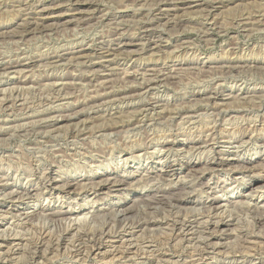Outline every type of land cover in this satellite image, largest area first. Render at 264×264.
I'll return each mask as SVG.
<instances>
[{
    "label": "rangeland",
    "instance_id": "374dc122",
    "mask_svg": "<svg viewBox=\"0 0 264 264\" xmlns=\"http://www.w3.org/2000/svg\"><path fill=\"white\" fill-rule=\"evenodd\" d=\"M165 1L167 3H165ZM179 1L181 0H89V3L81 7V9L83 10L81 15H77L74 18L70 16V14H68L65 17L64 16L63 17H51L46 21V23L40 29L31 30V32H24L23 27H21L23 21L25 20L24 19L25 16L23 14H26L27 11H29V9L33 8L34 6H37L38 8L40 7H52L53 8V7H56V5H61V7H58L56 8V10H54L57 13H53V14L72 13L74 11L68 10L69 8H72L71 6L68 5V0H28V1L27 0H0V51H1L0 52V105H1L0 106V109H1L0 110V228H1L0 234L3 236L1 237L0 235V242H1L0 243V253H2L3 255V256L2 255L0 256L3 257L4 259H7L6 262L2 264H8V263L9 264H13V263L14 264H24L25 262H26L25 264H27L28 262L30 263L31 259L28 256H30L31 250L29 252L28 250H25V251L22 249L17 250L18 246L17 247L15 246L16 243L18 242L17 241L18 236L24 235L25 237V240L23 241L24 243L27 238L29 240H31L32 238L36 240L41 235L40 234L41 229L42 230L46 229L47 233L50 234L51 237H58L59 236L58 232H60V235H61L63 233L65 234L68 231L67 224L71 220H73L74 222H78L75 224L74 222L69 223V224L73 223V225H75L73 227L74 229L78 228L76 231L71 232L73 236L70 234L71 236L69 235L68 237L69 239L72 240V242L75 241L73 239H76L78 236L88 233L86 230H88L90 233L91 231L93 232L96 231L97 228H99L97 231H99L100 228H103L98 225L104 226L106 224L109 226L110 224L111 227L112 225L114 226L116 225L115 228L114 226L112 227L114 228L113 230H115V232L121 231L122 230L121 223L124 220L123 215L118 214L116 205L113 204L115 206L113 208L112 207L110 208L109 206L105 205V202L108 201L109 199L113 200L111 201V203L116 202V204H119L120 210H122L123 212V213L121 212V214H124V215L126 214L125 216L128 217L129 219L132 218L131 221L133 220L138 221V219L141 220L144 217H146L145 215L150 216L152 211L153 213L151 215L153 216L162 217L165 214L168 215L169 214L168 213L169 211H167L168 209L165 210L166 212L163 210V213H164L163 214L162 210L159 211L158 209H155L152 206H148L149 204H147L148 203L147 201L142 200V202L141 201L139 202V199L141 195L147 192L148 193L151 192L153 194V193H156L157 191L164 190L170 187H174V192L177 190L174 193L177 196L179 195V193H180V196H183L184 194L187 196L189 194L193 198L201 197L207 200L209 195L212 197L213 195L214 196L219 195L221 196L222 199H229L232 197L233 200H236V199H239V200L243 199V201L246 200L245 196L238 195L239 196L238 197L236 196L237 193L233 194L232 192H229V191L228 192L226 191L227 192L226 194L225 191L224 192L221 191L220 188H217L216 190H209V189L207 190L209 184H212V186H214L213 184L216 183V181H218L219 179L229 178L227 179V183L232 185V187L238 184V182H236L234 179H231L230 174H226L224 170L211 171L210 169H208V166L206 165V163L205 164L203 163L207 161L209 157L212 158L215 153H213V150L211 149V147L210 148L207 146L203 147L201 145H198L197 142L203 141V139L204 140L210 139L209 142L211 141V143H214L217 141H224L226 143V141L239 140V138H242V134L246 135L247 133H250V135H252L251 140H248V142L245 143L243 147H241L240 149L229 148L227 147L229 146L228 144H225L226 146H223L224 144L219 143V142L215 144L214 147L215 149L223 150L224 153H226L225 158H229L233 162L232 165L236 168L237 167L240 168L244 164L243 162L245 161V159L247 158H251L253 159V161L257 160L256 164H260L262 163L261 161H263L264 148L259 146L261 143V140H260L261 138L259 136L264 135V122H263L264 119L262 120V118H264V111H263L264 110V0H253V1L252 0H199L197 2L196 0H191L193 5L202 3L200 7H195V8L194 7L187 8L189 6L188 2H190V0H185L182 3L185 4L183 6L186 8L181 9L179 10L178 13H176L177 16L179 15L178 18H175L176 14L174 15L173 12H172L173 14L171 13L170 16L168 15L161 20L157 18L156 20L154 18L155 10L157 9L159 4H164L167 8L168 7L173 8V4ZM219 1L223 2L224 4L223 7H221L218 10L212 11L210 5L215 2H219ZM185 9L187 11H183ZM53 14H50V16H52ZM180 14H181V18H180ZM246 18L248 20H246ZM147 24L155 28L157 33L144 36L143 27ZM150 37L151 38L153 37V38L151 39ZM124 41L125 42L135 41L136 44L129 45L123 48L122 50L115 52L110 57V59L111 60L113 59V60L111 62H107L109 58L106 57L104 53L101 54V52L103 51H101L100 48L113 47ZM65 53H68V54H65ZM23 60L27 62L28 61L33 62L27 68H25L24 73L22 72L18 73L17 71L14 72V70H6L4 68L6 66H9L7 63L12 65V64H15L16 61L19 62ZM231 67L239 68V72L237 73L232 72L230 69ZM129 70H132V71H129ZM167 70L169 73L167 72ZM133 71H137L134 76H132V74H129ZM191 72L192 74H190ZM103 73H110L109 74L110 77L114 79L115 81V84L113 85V88L110 91L112 93H109V94L104 93V89L102 88L103 80L99 77L100 74H103ZM155 74L157 76H155ZM51 75L53 77H50ZM25 76L31 77L33 80L36 79L35 82L37 84L35 83L34 85L24 86L19 81L23 77L25 78ZM95 77H96V80H95ZM98 78L100 82L98 81ZM45 80H46V84H45ZM147 80H150V81L156 80L157 84L145 94H141L139 91H134L137 89L138 86L141 85L142 82L144 83ZM53 81L56 84H54ZM72 83H75V84H72ZM242 83H244L243 88L246 87V89L249 90L248 94L241 95L242 91L238 90V87ZM48 85L50 86V88ZM216 93L218 95H216ZM20 94H22L20 98L22 97V99L25 98L24 100H27L25 101L26 104H24L23 106H21L19 102L15 103V100H14L15 97ZM99 94H102V95H99ZM2 95L4 96V98ZM126 95H128L130 98L128 97L125 103L116 102L117 99L123 98ZM211 96L213 98H210ZM2 98L6 99V104L2 102ZM56 100H59V101H56ZM151 100H153L154 102H157L158 104H161L160 107H157V108L151 107L149 105L151 104V102H153ZM247 104H250V105H247ZM259 104L260 106H258ZM8 105H11V106L7 108L6 106ZM220 105H222V107H220ZM20 106L21 108L23 107L22 110ZM26 107L27 108L31 107L30 108L31 110L29 108L25 109ZM68 112L69 114L78 112L80 113L81 116L80 118H76L73 120H67L63 117L69 115ZM216 112H217V116H215ZM231 112L233 114H231ZM220 115L221 117H219ZM53 116L60 118L59 119V122L61 121L60 124L55 125V126L53 125L52 123L53 121L51 122V120L54 118ZM239 117H240V120H239ZM242 117L244 119L246 118L245 121ZM251 117L254 119L252 120ZM192 119H194V122ZM168 120L170 122H168ZM223 121L226 123H224ZM214 122H216L217 124ZM230 122L231 123L234 122L235 124L234 123L231 124ZM13 123H15V126ZM191 123L193 124L192 126H191ZM244 124L246 126H244ZM25 125L27 126L25 127ZM143 125L144 127H142ZM195 125H197L198 127ZM128 126L131 128L130 129L131 131L129 130ZM232 126L235 128H233ZM19 127H22V128H19ZM150 127L151 129H149ZM193 127H196V128H193ZM204 127L207 128V130ZM246 127H248V129ZM119 128H121L122 130ZM127 128L129 131L127 130ZM133 128L135 131L133 130ZM146 129L147 130L149 129V130L147 131ZM252 129L256 131H253ZM101 130L104 132L102 133ZM151 130L153 131L152 133H151ZM92 131L93 133H91ZM112 131H114L115 133H113ZM42 132L43 133L45 132V133L42 134ZM67 132H68V135H67ZM87 132L88 134L91 133V135L90 134L87 135L86 134ZM105 132H107V134ZM148 132L152 136L149 135ZM214 132H216V134ZM207 135H209L210 138L209 136L207 137ZM132 136L135 138V141L131 140V139H134ZM145 139H148V140H145ZM67 140L68 142H66ZM75 140L77 141L78 144L75 142ZM168 140L174 141L175 145L166 147L165 144L169 142ZM63 141H65V143ZM124 143H126L125 145L127 146H125ZM194 144L198 146V149L196 148ZM52 146L54 150L52 149ZM199 146L201 147L199 148ZM185 147H187V149ZM61 148H64L66 150L61 149ZM151 148L155 152H153ZM191 148L193 149L195 148V149L191 150ZM209 149H211L212 151ZM80 150L82 153H85V154L87 153V154L86 155L82 154L81 152H79ZM54 151L55 152L57 151V152L55 153ZM103 152L105 155L103 154ZM63 157H66V158H63ZM200 157L202 159H200ZM103 159H105V161ZM188 161H192L191 163L198 164L196 168H198L199 174H197V172H195L196 175L195 173H188L189 172L188 167H183L181 169V175L189 174L188 176L184 177L183 180H186V182L190 180L189 182H192V183L184 184L185 181L183 182L182 179H179L177 177L171 178V177L165 176L166 179H164L165 177L163 175H162L163 177L161 176V174L163 173V170H162L163 166L167 164L169 165L171 163L173 165H176L177 168H180V166H182L185 163H188ZM56 163L58 164L61 163L59 165V168L61 169L58 168ZM153 163L157 167L156 168L157 172L154 171L155 167H153ZM56 168L58 169L56 170ZM263 168H264V165L261 166L260 169H258V170H261L262 173L259 171L261 175L254 177L256 181L253 184H250V181H246V183L244 184L245 186H243L245 188L242 187V189L241 188L239 189V190H242L241 192L244 195L248 194V192H250V190L253 187H256L264 183V178H263L264 169ZM44 169H46L47 171ZM129 169L137 170L138 171L137 174L143 175V177L142 175L140 177L142 178V180H140L141 181L140 183L138 184L130 183V184H133L134 187L132 186L130 189L117 190V189L124 188V187L116 186L112 188L111 191L104 189V191L101 190L98 193L93 192V187L95 185L94 180L99 181L101 179H105L106 176L108 175L112 176L110 174H118V175L120 174L119 175L120 177L118 176L119 178L117 179H121V177H124L125 175H126L125 177H132V173L127 172L129 171ZM87 175H91L92 178L94 179L85 180L82 184L83 186H81L82 188H80L81 190L78 191L79 193L76 192L73 195L64 196V194L60 193L61 191L60 192L59 191H49L47 189L48 184L46 182H48L47 180H49L48 178L50 177L56 178V180L58 181H66L67 179H72V178L82 179ZM39 176L41 177V179ZM47 176L49 177L47 178ZM187 177H190V178H188L187 180L185 179ZM151 179H152V182H151ZM40 182H44V183H40ZM91 182L92 184H90ZM170 183H172L171 186H170ZM202 184L204 187L202 186ZM190 185L192 186L189 187ZM25 186L35 188L38 191L43 192V193H41V195L36 200H34L35 198L28 199L26 196L25 197L22 196L20 198V201L24 202L25 204H17V206H12L11 201L21 196V194L17 193V190H21ZM179 186L181 187L185 186L187 188L186 191H191L192 193L191 192L187 193L184 190H182L183 191L182 192L180 189L181 187ZM180 191L182 192V195ZM88 195L90 197H88ZM185 195L183 197H185ZM250 204L251 202L248 204V201H247V203L244 205L247 206ZM26 205H29V206L37 205V206H42V207L49 206L50 208L55 209V210H59V209L68 210L69 208L72 210H77V211L80 210L83 212H88V215L90 213V216L91 215L92 216L90 217L88 215H85V217H81L80 215L82 213H80V215L77 217H75L74 215V217L71 216L72 218L70 219H68L69 217L64 218L67 220V223H66V220L64 219L49 220V222H47L48 219H46L44 216L42 217V215L39 214V217H37L38 215H35L34 212L32 213L31 212L33 211L32 209L29 210L30 212L29 215L21 216V212L23 211L20 212V209L21 207H25ZM101 205H103L105 209L103 207L102 211L101 210L97 211V208L95 206H101ZM198 206H196L197 209L193 207V205H188L185 207L179 206L180 208H177V210L175 209L174 213L178 211L180 212L183 211L182 212L183 216L185 215L189 216V212L191 210L192 214L190 213L189 217L200 216L201 213H203V215L206 213L203 218L204 220H205V217L206 218L208 217L209 220H212L213 222L217 220H223L224 218L226 220H229L231 218H232V221L234 220L233 221L234 224L220 226V230H222V232L220 231V234H223V235L218 234L216 236L217 237V239H215L216 249L208 248L209 249L208 250L207 248H204V245L199 243L198 240H200L201 237H204L205 234L204 233L200 234V232L199 233L196 232L193 235V239L190 241L182 242L181 245L180 243L176 241L177 244L179 245L178 247H181L182 250L177 248L176 242L170 241L171 243L170 242L168 243L164 239H161L162 242L160 243L162 245L159 244L158 248H155L156 251L153 253L154 255L153 254L149 255V253L147 252L148 245L150 244L149 246H151V248L154 249L153 247L154 242H151V241H153V239L158 238V236L160 237L164 235L163 234L164 230L162 227L160 228L158 227L159 229L157 227H154L153 232L152 230L148 231L144 229H143L144 231L139 230V229L135 230L134 236H137V237L133 238L134 240H132V243L130 242L126 243L128 247L123 246V250L128 251L130 248L134 249L131 251V253L127 254V257L126 255L118 256V258L116 256L114 257L113 261H112L113 259L112 257H107L109 258V260H107V258L106 259L99 258L91 254L90 252L87 253L88 249L91 250L90 249L91 243L88 242L87 243L88 245H86L85 247L83 246L84 248H81V251H80L77 249L75 245L76 243L75 242L72 243L71 240L68 239V241L71 242V246L73 247L74 245L73 248L70 246V243L68 242L69 246H67V249L65 251L62 252L60 250V253L58 251L59 254L57 252L54 253V257L51 254L52 256L50 255V258L53 257V259L49 260L48 262L44 260L42 261H44L43 262L44 264H47V263L48 264H72V263L73 264H106V263L107 264H117V263L123 264L124 262H125L124 264H129L130 262H131L130 264H140V263L141 264H145V263L146 264H149V263L156 264L157 262H158L157 264H173V263L183 264V262H185L184 264H190V263L191 264H194V263L196 264H219L220 262H222L220 264H225V263L226 264H264V244H263L264 236H262L261 238H259V240H257V241H260V243H258L257 245L248 244L244 241L245 240L244 238H249L253 232L254 234L256 232L257 233L259 232L264 235V229H263L264 223L263 224L258 223L259 225L255 224V219H254L255 217L257 218L260 216L264 217V211H263L264 208L253 210L252 212L254 213H252V212L247 211L248 210L247 207L234 208L235 207L234 206L228 209L229 211H226L227 215H226V212H224L225 213L224 215V213L223 212L221 213V211H219L220 213L219 212L214 213V210H212L210 207H207L204 205H200L199 207ZM145 207H147V209H145ZM186 208H187V212L189 209L188 213L184 211L186 210ZM200 208L202 209L200 210ZM234 209L236 210V212ZM245 209H246V212H244ZM256 211L257 213H255ZM93 213L94 215L97 214L96 215L97 217L93 216ZM158 213L160 214L158 215ZM258 213H260L261 215H258ZM219 214L220 216L222 214L221 217L219 216L221 219L218 217ZM203 215H201V217ZM249 215H251L252 217L254 216L255 217L250 218ZM32 216H34V218ZM35 216H36V220H35ZM78 217H81V219ZM115 217H116V220H115ZM24 218L26 221L24 220ZM84 218H86L87 220L89 219V221L85 219L86 221H84V223L86 224L84 223L80 224V222L82 221L79 222L78 219L84 220ZM27 219L29 220V222ZM20 220L22 222H20ZM35 221H38V223L36 222L37 224H35ZM96 221H100L99 222L100 224H98ZM58 222H60V224ZM62 222H64L63 225L61 224ZM88 223L90 225H87ZM13 224L15 225V227ZM60 225H61V228H59ZM239 225H240V229H239ZM27 226L29 227L31 226L30 228L28 227L30 231L29 229H27ZM81 226H84V228H81ZM89 226L93 229H90ZM94 226L96 227L94 228ZM51 227L53 229H51ZM64 227L65 228L67 227L66 228L67 230H65ZM16 228L17 229L20 228V230H17ZM31 228H33V231H31L32 230ZM236 228L239 230H237ZM4 229H6V231ZM22 229H25V230L23 231ZM82 229H86V230H82ZM1 230L4 234L1 232ZM36 230L39 232H36ZM14 231L16 232V234L17 233L18 234L20 233V234L16 235L14 234L15 233ZM146 231H147V234H146ZM8 232H10V235ZM13 234L17 237H15ZM142 234H145L143 235V237L146 236V238L148 239L147 240L145 238L143 239ZM155 234H159V235L157 236ZM136 238H139L140 240ZM189 238H192V235H190ZM195 239H198V240L196 241ZM116 240L114 239V240L107 241L105 244L106 246L105 249L110 250L116 244L118 246L119 242ZM144 240L147 244L145 246H144L145 244ZM4 242H6L8 245ZM10 242L11 243L14 242V243L11 247V250H9L8 254L6 255L4 253L10 247V244H11ZM217 242H218L219 247L217 246ZM167 243L169 244L168 246H167ZM186 243H188L189 246ZM195 243L198 244L197 246L198 248L195 247ZM140 244H142L141 245L142 247L140 246ZM163 245H165V250L163 248L164 247ZM250 245H254V246H251L252 249L247 250V248H249ZM87 246L90 248H88ZM200 246L202 247V249ZM70 247L72 250L70 249ZM254 247L256 249H254ZM5 248L7 250H5ZM141 248H143L144 250L146 249V250L144 251ZM68 249H70L71 252ZM139 249L141 251H139ZM21 250L24 254L21 252ZM136 250L137 252H135ZM222 250H225V251L222 252ZM250 250H252L253 255L251 254ZM179 251L181 253H179ZM226 251L228 253L229 252L231 253L227 254ZM146 252L147 254L144 257V254ZM202 252H204V254H202ZM21 253L23 255H21ZM207 253L208 254L211 253L210 256ZM81 254H84V255H81ZM87 254H89L87 256L88 258L85 257ZM135 254L136 255L139 254V256L141 255L142 256L141 257H139L138 255L135 256ZM205 254H207L206 257H204L206 261L204 260V258H202L203 256H205ZM56 255L57 257H55ZM74 255L76 256L74 257ZM148 255H149V258H147ZM156 255L160 259L157 258ZM134 256L135 258L136 257L137 258L135 259ZM199 256L201 259L199 258ZM28 258L30 261L26 260ZM80 258L82 259L81 261L79 260ZM153 258L156 260H154ZM72 259L73 260L75 259V260L73 261ZM102 259L105 261H103ZM172 259L174 260V262ZM175 259L179 261L175 262ZM78 260L82 263L78 262ZM20 261L21 263H19Z\"/></svg>",
    "mask_w": 264,
    "mask_h": 264
},
{
    "label": "bare ground",
    "instance_id": "6f19581e",
    "mask_svg": "<svg viewBox=\"0 0 264 264\" xmlns=\"http://www.w3.org/2000/svg\"><path fill=\"white\" fill-rule=\"evenodd\" d=\"M28 1V0H27ZM185 0H181V1H179V2H177V3H174L173 4V8H167L164 4H159L158 5V7H157V9L155 10V16H154V18L156 19H159V20H161V19H163V18H165L166 16H170L171 15V13L173 12L174 13V15L176 14V13H178L179 12V10H181V9H184V8H186V7H184L183 5H185L184 3H182V2H184ZM197 1H199V0H196V2ZM253 1V0H252ZM176 2V1H175ZM188 2V1H187ZM87 3H89V0H68V5L69 6H71L72 8H69L68 10H72V11H74V12H72V13H59V14H53V13H57L56 11H54V10H56V8H58V7H61V5H56V7H40V8H38L37 6H34L33 8H31V9H33V10H31V9H29V11H27V13L26 14H23L24 16H25V20L23 21V23H22V26L21 27H23V30H24V32H31V30H35V29H40L41 27H43V25L46 23V21L49 19V18H51V17H65V16H67L68 14H70V16H72L73 18L75 17V16H77V15H81L82 14V12H83V10L81 9V7H83L84 5H86ZM162 3V2H161ZM165 3H167L166 1H165ZM171 3V2H170ZM169 3V4H170ZM189 3V6L187 7V8H195V7H200L201 5H202V3H199V4H196V5H193L192 4V1L190 0V2H188ZM38 4V3H37ZM223 2H215V3H213V4H211L210 5V7H211V9H212V11L213 10H218V9H220L221 7H223ZM26 6V5H25ZM32 6V5H31ZM122 6V5H121ZM28 7V6H27ZM30 7V6H29ZM243 7V6H242ZM259 7H260V5H259ZM26 9V8H25ZM243 9V8H242ZM31 10V11H30ZM263 10V9H262ZM183 11H187L186 9L185 10H183ZM211 11V12H212ZM172 13V14H173ZM242 13V12H241ZM50 14H53L52 16H50ZM101 14V13H100ZM150 14V13H149ZM186 14V13H185ZM5 15V14H4ZM55 15V16H54ZM179 16V15H178ZM178 16H177V14L175 15V18H178ZM186 16V15H185ZM206 16V15H205ZM204 16V17H205ZM239 16V15H238ZM209 17V16H208ZM72 18V19H73ZM131 18V17H130ZM169 18V17H168ZM180 18H181V14H180ZM156 19V20H157ZM182 19H184V18H182ZM207 19V18H206ZM214 19V18H213ZM251 19V18H250ZM254 19V18H253ZM185 20H186V18H185ZM210 20V19H209ZM246 20H248L247 18H246ZM117 23V22H116ZM220 27V26H219ZM177 28V27H176ZM193 31V30H192ZM34 32V31H33ZM81 32V31H80ZM153 33H157V31H156V29L155 28H153V27H151V25H149V24H147V25H145L144 27H143V34H144V36H148V35H151V34H153ZM240 33V32H239ZM78 34V33H77ZM74 35V34H73ZM49 36V35H48ZM159 37V36H158ZM215 37V36H214ZM151 38V37H150ZM153 38V37H152ZM151 38V39H152ZM91 40V39H90ZM30 41V40H29ZM137 42V41H136ZM75 43V42H74ZM134 44H136L135 43V41H131V42H122V43H120V44H118V45H116V46H113V47H106L105 45V47L106 48H100L101 49V51H103V52H101V54H105V56L106 57H108L109 58V60H107V62H111L112 60L110 59V57L115 53V52H117V51H120V50H122L123 48H125V47H127V46H129V45H134ZM6 45V44H5ZM43 45V44H42ZM72 46V45H71ZM17 48V47H16ZM44 48V47H43ZM53 50V49H52ZM226 51V50H225ZM1 52V51H0ZM37 52V51H36ZM47 52V51H46ZM77 52V51H76ZM35 54V53H34ZM65 54H68V53H65ZM150 54V53H149ZM185 54V53H184ZM71 55V54H70ZM169 55V54H168ZM16 57V56H15ZM244 58V57H243ZM7 59V58H6ZM29 60V59H28ZM97 60V59H96ZM247 61V60H246ZM48 62V61H47ZM142 62V61H141ZM31 63H33V62H30V61H19V62H17L16 61V63L15 64H12V65H10L9 63H7L9 66H6V67H4L6 70H14V72H18V73H24L25 71V68H27ZM96 63V62H95ZM102 66V65H101ZM147 66V65H146ZM3 67V66H2ZM172 67H174V66H172ZM188 67V66H187ZM136 68V67H135ZM124 69V68H123ZM148 69V68H147ZM151 69V68H150ZM178 69V68H177ZM231 69V71L232 72H239V68H236V67H231L230 68ZM27 70V69H26ZM33 70V69H32ZM70 70H72V69H70ZM160 70H162V69H160ZM159 70V71H160ZM165 70V69H164ZM190 70V69H189ZM129 71H132V70H129ZM144 71H146V70H144ZM143 71V72H144ZM199 71H200V69H199ZM212 71V70H211ZM227 71V70H226ZM51 72V71H50ZM56 72V71H55ZM75 72V71H74ZM136 72L137 71H133V72H131V73H129V74H132V76H134L135 74H136ZM152 72V71H151ZM167 72H168V70H167ZM45 73V72H44ZM145 73V72H144ZM143 73V74H144ZM161 73V72H160ZM169 73V72H168ZM218 73V72H217ZM91 74V73H90ZM110 73H103V74H100V78L103 80L102 81V83H103V89H104V93H107V94H109V93H112V92H110L111 90H112V88H113V85L115 84V81H114V79H112L111 77H110V75H109ZM120 74V73H119ZM126 74V73H125ZM159 74V73H158ZM174 74V73H173ZM176 74V73H175ZM179 74V73H178ZM189 74V73H188ZM190 74H192V72L190 73ZM4 75V74H3ZM99 75V74H98ZM220 75V74H219ZM33 76V75H32ZM93 76H94V74H93ZM92 76V77H93ZM126 76V75H125ZM130 76V75H129ZM139 76V75H138ZM144 76V75H143ZM155 76H157L156 74H155ZM174 76V75H173ZM44 77V76H43ZM50 77H53L52 75L50 76ZM73 77V76H72ZM82 77V76H81ZM149 77V76H148ZM152 77H153V75H152ZM159 77V76H158ZM24 78V77H23ZM20 79V83L21 84H23L24 86L25 85H34L36 82H35V80H33L31 77H27V76H25V78L24 79ZM45 78V77H44ZM173 78V77H172ZM80 79V78H79ZM78 79V80H79ZM87 79H89V78H87ZM160 79V78H159ZM18 80V79H17ZM74 80H75V78H74ZM92 80V79H91ZM95 80H96V77H95ZM161 80V79H160ZM186 80V79H185ZM198 80V79H197ZM209 80V79H208ZM42 81V80H41ZM89 81V80H88ZM98 81L100 82V80H99V78H98ZM119 81V80H118ZM165 81H167V80H165ZM194 81V80H193ZM203 81V80H202ZM43 82V81H42ZM54 82V81H53ZM63 82V81H62ZM163 82V81H162ZM161 82V83H162ZM183 82V81H182ZM64 83V82H63ZM96 83V82H95ZM94 83V84H95ZM159 83V82H158ZM37 84V83H36ZM45 84H46V80H45ZM54 84H56L55 82H54ZM67 84V83H66ZM72 84H75V83H72ZM157 84V81L156 80H153V81H150V80H147L146 82H142L141 83V85L140 86H138L137 87V89L136 90H134V91H139L141 94H145V93H147L149 90H151L155 85ZM243 84L244 83H242V84H240V86L238 87V90H241L242 92H241V95H244V94H248L249 93V90L248 89H246V87L245 88H243ZM42 85V84H41ZM90 85V84H89ZM162 85V84H161ZM170 85H171V83H170ZM45 86V85H44ZM49 86V85H48ZM60 86V85H59ZM64 86H66V85H64ZM67 86H69V85H67ZM98 86V85H97ZM205 86V85H204ZM218 86V85H217ZM249 86V85H248ZM32 87V86H31ZM39 87V86H38ZM37 87V88H38ZM100 87V86H99ZM135 87V86H134ZM18 88H19V86H18ZM49 88H50V86H49ZM64 88V87H63ZM71 88V87H70ZM22 89V88H21ZM68 89V88H67ZM74 89V88H73ZM76 89V88H75ZM101 89V88H100ZM99 89V90H100ZM102 89V90H103ZM183 89V88H182ZM222 89V88H221ZM4 90V89H3ZM13 90V89H12ZM30 90V89H29ZM52 90V89H51ZM63 90V89H62ZM65 90H66V88H65ZM11 91V90H10ZM14 91V90H13ZM41 91V90H40ZM64 91V90H63ZM77 91V90H76ZM130 91V90H129ZM157 91V90H156ZM35 92V91H34ZM66 92V91H65ZM103 92V91H102ZM124 92V91H123ZM132 92V91H131ZM218 92V91H217ZM13 93V92H12ZM16 93V92H15ZM56 93V92H55ZM69 93V92H68ZM117 93V92H116ZM127 93V92H126ZM151 93V92H150ZM153 93V92H152ZM157 93V92H156ZM254 93V92H253ZM263 93V92H262ZM2 94V93H1ZM5 94V93H4ZM30 94V93H29ZM28 94V95H29ZM66 94V93H65ZM96 94V93H95ZM94 94V95H95ZM98 94V93H97ZM257 94V93H256ZM22 94H20V95H17L16 97H15V103L17 102H19L20 103V105L21 106H23L24 104H26V102L25 101H27V100H24V99H22V97L20 98V96H21ZM56 95V94H55ZM70 95V94H69ZM99 95H102V94H99ZM114 95V94H113ZM123 95V94H122ZM149 95V94H148ZM215 95V94H214ZM216 95H218L217 93H216ZM3 96V95H2ZM34 96V95H33ZM37 96V95H36ZM62 96H63V94H62ZM135 96V95H134ZM137 96V95H136ZM222 96V95H221ZM257 96V95H256ZM57 97V96H56ZM100 97V96H99ZM109 97V96H108ZM129 96L128 95H126V96H124L123 98H119V99H117V101L116 102H124L125 103V101L127 100V98H128ZM138 97V96H137ZM194 97V96H193ZM223 97V96H222ZM234 97V96H233ZM238 97V96H237ZM247 97V96H246ZM3 98H4V96H3ZM2 98V102L3 103H5L6 104V99H3ZM13 98V97H12ZM29 98H30V96H29ZM80 98V97H79ZM94 98V97H93ZM130 98V97H129ZM135 98V97H134ZM170 98V97H169ZM210 98H213L212 96L210 97ZM112 99V98H111ZM137 99V98H136ZM150 99V98H149ZM222 99V98H221ZM234 99V98H233ZM261 99V98H260ZM98 100V99H97ZM138 100V99H137ZM157 100H158V98H157ZM214 100V99H213ZM216 100H217V98H216ZM11 101V100H10ZM56 101H59V100H56ZM55 101V102H56ZM151 101H153V100H151ZM191 101V100H190ZM1 102V103H2ZM54 102V103H55ZM182 102V101H181ZM90 103V102H89ZM127 103H129V102H127ZM244 103H246V102H244ZM244 103H242V104H244ZM47 104V103H46ZM99 104V103H98ZM109 104V103H108ZM107 104V105H108ZM117 104V103H116ZM134 104V103H133ZM163 104V103H162ZM233 104V103H232ZM239 104V103H238ZM253 104V103H252ZM12 105H13V103H12ZM110 105V104H109ZM128 105V104H127ZM142 105V104H141ZM151 107H153V108H157V107H160V105L161 104H158L157 102H151V104H149ZM165 105V104H164ZM167 105V104H166ZM177 105V104H176ZM215 105V104H214ZM217 105V104H216ZM234 105V104H233ZM232 105V106H233ZM247 105H250V104H247ZM1 106V105H0ZM9 106H11V105H8V106H6L7 108H9ZM18 106V105H17ZM21 106H20V108H21ZM26 106V105H25ZM41 106V105H40ZM77 106V105H76ZM147 106V105H146ZM170 106V105H169ZM168 106V107H169ZM219 106V105H218ZM227 106V105H226ZM240 106V105H239ZM238 106V107H239ZM256 106H257V104H256ZM258 106H260V104L258 105ZM4 107H5V105H4ZM19 107V106H18ZM39 107V106H38ZM44 107V106H43ZM66 107V106H65ZM103 107V106H102ZM141 107V106H140ZM220 107H222V105H220ZM249 107V106H248ZM247 107V108H248ZM23 108V107H22ZM22 108H21V110H22ZM29 108V107H28ZM27 107L25 108V109H28ZM31 108V107H30ZM29 108V109H30ZM73 108V107H72ZM105 108V107H104ZM137 108V107H136ZM163 108V107H162ZM161 108V109H162ZM227 108V107H226ZM261 108V107H260ZM263 108V107H262ZM15 109V108H14ZM33 109H34V107H33ZM42 109V108H41ZM98 109V108H97ZM152 109V108H151ZM215 109V108H214ZM237 109V108H236ZM1 110V109H0ZM12 110V109H11ZM10 110V111H11ZM31 110V109H30ZM76 110V109H75ZM74 110V111H75ZM128 110V109H127ZM156 110V109H155ZM218 110V109H217ZM249 110V109H248ZM19 111V110H18ZM46 111V110H45ZM48 111V110H47ZM54 111V110H53ZM121 111V110H120ZM264 111V110H263ZM15 112V111H14ZM72 112V111H71ZM128 112V111H127ZM161 112V111H160ZM169 112H170V110H169ZM254 112V111H253ZM27 113H28V111H27ZM35 113V112H34ZM39 113V112H38ZM56 113V112H55ZM65 113V112H64ZM82 113H84V112H82ZM111 113V112H110ZM121 113V112H120ZM158 113V112H157ZM181 113V112H180ZM188 113V112H187ZM195 113H197V112H195ZM218 113H220V112H218ZM251 113V112H250ZM30 114V113H29ZM32 114V113H31ZM68 114H69V112H68ZM162 114V113H161ZM167 114H169V113H167ZM184 114H185V112H184ZM214 114V113H213ZM231 114H233L232 112H231ZM235 114V113H234ZM241 114V113H240ZM252 114V113H251ZM48 115V114H47ZM62 115V114H61ZM64 115V114H63ZM91 115V114H90ZM96 115V114H95ZM111 115V114H110ZM114 115V114H113ZM187 115V114H186ZM207 115V114H206ZM237 115V114H236ZM243 115V114H242ZM248 115V114H247ZM258 115V114H257ZM256 115V116H257ZM30 116V115H29ZM40 116V115H39ZM60 116V115H59ZM80 113H78V112H75V113H72V114H69V115H67V116H61V117H63V118H65V119H67V120H73V119H76V118H80ZM112 116V115H111ZM182 116H183V114H182ZM214 116V115H213ZM215 116H217V112H216V115ZM231 116V115H230ZM252 116V115H251ZM54 117V116H53ZM150 117V116H149ZM160 117H161V115H160ZM199 117H200V115H199ZM202 117V116H201ZM207 117V116H206ZM219 117H221V115L219 116ZM245 117V116H244ZM259 117V116H258ZM38 118V117H37ZM91 118V117H90ZM107 118V117H106ZM171 118V117H170ZM174 118V117H173ZM184 118V117H183ZM190 118V117H189ZM210 118V117H209ZM225 118V117H224ZM227 118V117H226ZM231 118V117H230ZM235 118V117H234ZM243 118V117H242ZM252 118V117H251ZM250 118V119H251ZM256 118V117H255ZM31 119V118H30ZM59 117H54L52 120H51V122L53 123V125L55 126V125H58V124H60V122H59ZM92 119V118H91ZM96 119V118H95ZM137 119V118H136ZM143 119V118H142ZM165 119V118H164ZM167 119V118H166ZM217 119V118H216ZM244 119V118H243ZM246 119V118H245ZM245 119H244V121H245ZM254 118H252V120H253ZM257 119V118H256ZM259 119V118H258ZM260 119H261V117H260ZM264 118H262V120H263ZM14 120V119H13ZM28 120H29V118H28ZM41 120V119H40ZM39 120V121H40ZM141 120V119H140ZM145 120V119H144ZM163 120V119H162ZM181 120V119H180ZM190 120V119H189ZM193 120V122H194V119H192ZM195 120H196V118H195ZM198 120V119H197ZM223 120V119H222ZM239 120H240V117H239ZM142 121V120H141ZM148 121V120H147ZM184 121H186V120H184ZM188 121V120H187ZM236 121V120H235ZM234 121V122H235ZM29 122V121H28ZM98 122V121H97ZM168 122H170L169 120H168ZM192 122V121H191ZM219 122V121H218ZM222 122V121H221ZM224 122V121H223ZM234 122H232V123H234ZM243 122V121H242ZM254 122H256V121H254ZM262 122V121H261ZM264 122V121H263ZM31 123V122H30ZM33 123V122H32ZM136 123V122H135ZM137 123H138V121H137ZM147 123H149V122H147ZM159 123V122H158ZM182 123H184V122H182ZM181 123V124H182ZM214 123H216V122H214ZM224 123H226V122H224ZM223 123V124H224ZM231 123V122H230ZM231 123V124H232ZM252 123V122H251ZM250 123V124H251ZM257 123H258V121H257ZM14 124V126H15V123H13ZM34 124H35V122H34ZM132 124H133V122H132ZM156 124V123H155ZM163 124V123H162ZM166 124V123H165ZM164 124V125H165ZM178 124V123H177ZM187 124V123H186ZM186 124H185V126H186ZM189 124V123H188ZM217 124V123H216ZM222 124V123H221ZM235 124V123H234ZM22 125V124H21ZM30 125V124H29ZM40 125V124H39ZM140 125V124H139ZM153 125H154V123H153ZM158 125H160V124H158ZM167 125V124H166ZM193 124L191 123V126H192ZM200 125V124H199ZM237 125V124H236ZM242 125V124H241ZM256 125V124H255ZM12 126V125H11ZM13 126V127H14ZM27 125H25V127H26ZM113 126V125H112ZM134 126V125H133ZM132 126V127H133ZM174 126V125H173ZM177 126H179V125H177ZM182 126V125H181ZM188 126H190V125H188ZM195 126H197V125H195ZM206 126V125H205ZM215 126V125H214ZM226 126V125H225ZM224 126V127H225ZM235 126V125H234ZM238 126V125H237ZM244 126H246L245 124H244ZM247 126H248V124H247ZM115 127V126H114ZM119 127H120V125H119ZM122 127V126H121ZM142 127H144V125L142 126ZM198 127V126H197ZM233 127V126H232ZM236 127V126H235ZM235 127H233V128H235ZM9 128V127H8ZM15 128V127H14ZM19 128H22V127H19ZM24 128V127H23ZM47 128V127H46ZM97 128V127H96ZM112 128V127H111ZM110 128V129H111ZM128 128H129V130L131 129L129 126H128ZM128 128H127V130H128ZM135 128V127H134ZM134 128H133V130H134ZM146 128H147V126H146ZM188 128V127H187ZM186 128V129H187ZM193 128H196V127H193ZM205 128V127H204ZM203 128V129H204ZM239 128H240V126H239ZM245 128V127H244ZM247 129H248V127H246ZM34 129H36V128H34ZM39 129V128H38ZM119 129H121V128H119ZM125 129V128H124ZM136 129V128H135ZM138 129V128H137ZM149 129H151V127L149 128ZM148 129V130H149ZM180 129H181V127H180ZM179 129V130H180ZM184 129V128H183ZM192 129V128H191ZM203 129H201V130H203ZM206 130H207V128H205ZM210 129H211V127H210ZM242 129V128H241ZM98 130V129H97ZM104 130V129H103ZM113 130V129H112ZM122 130V129H121ZM128 130V131H129ZM132 130V131H133ZM141 130V129H140ZM140 130H138V131H140ZM147 130V129H146ZM147 130V131H148ZM153 130V129H152ZM151 130V133L153 132ZM195 130V129H194ZM198 130V129H197ZM253 130V129H252ZM70 131V130H69ZM91 131V130H90ZM102 131V130H101ZM119 131V130H118ZM117 131V132H118ZM131 131V130H130ZM135 131V130H134ZM165 131V130H164ZM163 131V132H164ZM178 131V130H177ZM193 131V130H192ZM196 131V130H195ZM200 131V130H199ZM205 131V130H204ZM217 131V130H216ZM223 131V130H222ZM237 131V130H236ZM253 131H256V130H253ZM57 132V131H56ZM75 132H76V130H75ZM100 132V131H99ZM98 132V133H99ZM104 131H102V133H103ZM113 133H115L114 131H112ZM116 132V133H117ZM137 132V131H136ZM144 132H146V131H144ZM157 132H158V130H157ZM172 132V131H171ZM170 132V133H171ZM182 132H184V131H182ZM212 132V131H211ZM210 132V133H211ZM243 132V131H242ZM250 132V131H249ZM45 133V132H44ZM43 132H42V134H44ZM91 133H93V131L91 132ZM91 133H89L90 135H91ZM106 134H107V132H105ZM104 133V134H105ZM110 133H111V131H110ZM123 133V132H122ZM129 133V132H128ZM133 133H135V132H133ZM155 133V132H154ZM168 133V132H167ZM176 133V132H175ZM180 133H181V131H180ZM215 134H216V132H214ZM238 133V132H237ZM244 133V132H243ZM82 134H84V133H82ZM87 135H89L88 134V132L86 133ZM85 134V135H86ZM121 134V133H120ZM131 134V133H130ZM143 134V133H142ZM146 134V133H145ZM148 134H149V132H148ZM198 134V133H197ZM201 134V133H200ZM208 134V133H207ZM220 134H222V133H220ZM223 134H225V133H223ZM233 134V133H232ZM61 135V134H60ZM67 135H68V132H67ZM74 135V134H73ZM84 135V136H85ZM95 135V134H94ZM110 135V134H109ZM111 135H112V133H111ZM127 135V134H126ZM133 135V134H132ZM149 135H151V134H149ZM158 135V134H157ZM169 135V134H168ZM171 135V134H170ZM179 135V134H178ZM196 135V134H195ZM210 135V134H209ZM209 135H207V137L209 136ZM227 135V134H226ZM13 136V135H12ZM71 136V135H70ZM79 136V135H78ZM97 136H98V134H97ZM100 136V135H99ZM128 136V135H127ZM138 136H139V134H138ZM152 136V135H151ZM150 136V137H151ZM167 136V135H166ZM173 136V135H172ZM199 136V135H198ZM198 136H197V138H198ZM203 136V135H202ZM214 136H216V135H214ZM74 137V136H73ZM133 137V136H132ZM131 137V138H132ZM147 137V136H146ZM188 137V136H187ZM190 137V136H189ZM194 137V136H193ZM213 137V136H212ZM260 138V140H261V143H260V145L259 146H261V147H263L264 148V135H260L259 136ZM39 138V137H38ZM60 138V137H59ZM78 138V137H77ZM86 138V137H85ZM134 138V137H133ZM138 138V137H137ZM162 138V137H161ZM169 138V137H168ZM170 138H171V136H170ZM169 138V139H170ZM175 138V137H174ZM195 138V137H194ZM201 138H203V137H201ZM209 138H210V136H209ZM223 138H224V136H223ZM227 138V137H226ZM233 138V137H232ZM236 138H238V137H236ZM251 138H252V135H250V133H247L246 135L244 134H242V138H239V140H234V141H226V143L224 142V141H217V142H214V143H211V141L209 142V140H204L203 139V141H198L197 143H198V145H201V146H207V147H211V149L213 150V153H215L214 154V156L212 157V158H210L209 157V159L207 160V161H205L203 164H205L206 163V165L208 166V169H210L211 171H218V170H224L225 171V173L226 174H230V178L231 179H234L236 182H238V184H236V185H234L233 187H232V185H230V184H228L227 183V179H229V178H223V179H219L218 181H216V183H214L213 185L214 186H212V184H209L208 185V188H207V190L209 189V190H216L217 188H220V190L221 191H225V193L227 194V192L229 191V192H232L233 194H235V193H237V195L236 196H245V198H246V200H244L243 201V199H241V200H239V199H236V200H233V198L231 197V198H229V199H222L221 198V196H219V195H216V196H214L213 195V197L212 196H210L209 195V197H208V199L207 200H205V199H203V198H201V197H197V198H193V197H191L189 194L186 196L185 194V197H183V196H180V193H179V195L177 196V195H175L174 193L177 191H175L174 192V187H170V188H166V189H164V190H160V191H157L156 193H145V194H143V195H141L140 196V199H139V202L141 201L142 202V200L143 201H147L146 203L147 204H149L148 206H152V207H154L155 209H158L159 211H161L162 210V213H163V210L165 211L166 209H168L167 211H169L168 213V215H164V216H162V217H157V216H153V215H151L152 213H153V211L151 212V214H150V216H148V215H145L146 217H142L143 219H141V220H139L138 219V221H131L132 220V218L131 219H129L128 217H126L124 214H121V212H122V210H120V205L119 204H116V202L115 203H111V201H113L112 199H109L108 201H106L105 202V205H107V206H109L110 208L112 207H115L114 205H116L117 207H116V209H117V211H118V214L119 215H123V218H124V220L122 221V223H121V228H122V230L121 231H116L115 232V230H113L114 228H115V226L114 225H112V227L114 226V228H112L111 226H110V224H109V226L108 225H104V226H101V225H98V224H100L99 222L100 221H96L95 223L98 225V226H100V227H103V228H100V230L99 231H97L99 228H97V230L96 231H91L90 233H89V231L88 230H86V229H82V230H86L88 233H86V234H84V235H81V236H78L76 239H73V240H75V241H73V242H75L74 244L76 245V247H77V249L78 250H80L81 251V248H84L86 245H88L87 243L89 242V243H91V248L90 247H88V248H90L91 250H89L87 247V249H88V251H87V253H91V254H93V255H95L96 257H99V258H107V257H112L113 259H112V261L114 260V257H116L117 256V258H118V256H125L126 255V257H127V254H129V253H131V251L132 250H134L133 248H130L128 251L127 250H123V246H127L128 247V245H126V243H128V242H130V243H132V240H134L133 238H135V237H137V236H134V232H135V230L136 229H139V230H148V231H150V230H152V232H153V230H154V227H162L163 228V230H164V235L163 236H158L159 234H155V235H157L158 236V238H156V239H153V241H151V242H154V249H152L151 248V246H149L148 245V250H147V252L149 253V255L150 254H153L155 251H156V249L155 248H158V246H159V244H161L160 242H162L161 241V239H164L166 242H178V243H180V245L182 244V242H185V241H190V240H192L193 239V235L196 233V232H200V234L201 233H204L205 234V236L204 235H202V236H204V237H201L200 238V240H198V239H195L196 241L198 240V242L199 243H201L202 245H204V248H212V249H216V241H215V239H217V235L219 234V235H223V234H220V231L222 232V230H220V226L221 225H231V224H234L233 223V221H232V218L231 219H229V220H226L225 218V220L223 219V220H217V221H212V220H209V218L207 219L206 217H205V220L203 219L204 218V216H205V214L203 215V213H201V215H203L202 217H201V215L200 216H191V217H189L190 216V213L192 212L191 210H190V212H189V209H188V212H189V216L187 217L185 214V216H183L182 215V212H180V211H178V212H175L174 213V210L176 209L177 210V208H180V207H182V206H188V205H193V207H195L196 208V206H200V205H204V206H207V207H210L212 210H214V213L215 212H219V211H221V213L223 212H226V211H229L228 209H230L231 207H234V208H243V207H247V211H249V212H252L253 210H257V209H263L264 208V183L263 184H260V185H258V186H256V187H253L251 190H250V192H248V194H246V195H244L241 191L242 190H239L240 188L242 189V187L243 186H245L244 184L246 183V181H250V184H253L255 181H256V179H254V177H256V176H259V175H261V173H262V171L261 170H258V169H260V167L261 166H263L264 165V158H263V161H261L262 163H260V164H256V161L254 160L253 161V159H251V158H247V159H245V161L243 162L244 164L239 168V167H234L233 165H232V161L229 159V158H225L226 156V153H224V151L223 150H218V149H215V144H217L218 142L219 143H223L224 145L223 146H226L225 144H228L229 146H227V147H229V148H235V149H240L241 147H243V145L245 144V143H247L248 142V140H251ZM67 139V138H66ZM114 139V138H113ZM153 139V138H152ZM151 139V140H152ZM191 139V138H190ZM206 139V138H205ZM208 139V138H207ZM230 139H231V137H230ZM254 139V138H253ZM131 140H134L135 141V138L134 139H131ZM144 140V139H143ZM143 140H141V141H143ZM145 140H148V139H145ZM159 140V139H158ZM171 140H172V138H171ZM173 140H175V139H173ZM213 140V139H212ZM72 141V140H71ZM79 141V140H78ZM82 141V140H81ZM80 141V142H81ZM103 141V140H102ZM119 141V140H118ZM122 141V140H121ZM169 141V140H168ZM64 143H65V141H63ZM66 142H68V140L66 141ZM75 142L77 143V141L75 140ZM131 142V141H130ZM137 142V141H136ZM154 142V141H153ZM159 142V141H158ZM213 142V141H212ZM70 143V142H69ZM87 143V142H86ZM134 143V142H133ZM132 143V144H133ZM67 144V143H66ZM78 144V143H77ZM91 144V143H90ZM126 143H124V145H125ZM135 144V143H134ZM165 144V143H164ZM192 144V143H191ZM254 144V143H253ZM150 145V144H149ZM166 145V147H168V146H174L175 145V142L174 141H169L168 143H166L165 144ZM164 145V146H165ZM195 145V144H194ZM50 146V145H49ZM65 146H67V145H65ZM71 146V145H70ZM77 146V145H76ZM125 146H127V145H125ZM130 146V145H129ZM146 146V145H145ZM196 146V145H195ZM201 146H199V148L201 147ZM222 146V145H221ZM256 146V145H255ZM37 147V146H36ZM56 147V146H55ZM72 147V146H71ZM90 147V146H89ZM113 147V146H112ZM111 147V148H112ZM202 147V148H203ZM18 148V147H17ZM50 148V147H49ZM67 148V147H66ZM73 148V147H72ZM109 148V147H108ZM107 148V149H108ZM135 148V147H134ZM176 148V147H175ZM178 148V147H177ZM186 149H187V147H185ZM184 148V149H185ZM189 148V147H188ZM196 148L198 149V146H196ZM37 149H39V148H37ZM52 149H53V146H52ZM61 149H64V148H61ZM77 149V148H76ZM90 149H92V148H90ZM106 149V150H107ZM136 149V148H135ZM152 149V148H151ZM164 149V148H163ZM168 149V148H167ZM195 149V148H194ZM193 148H191V150H194ZM211 149H209V150H211ZM42 150V149H41ZM54 150V149H53ZM64 150H66V149H64ZM63 150V151H64ZM68 150V149H67ZM75 150V149H74ZM96 150V149H95ZM95 150H94V152H95ZM99 150V149H98ZM105 150V149H104ZM119 150V149H118ZM127 150V149H126ZM133 150V149H132ZM153 150V149H152ZM155 150H157V149H155ZM206 150H207V148H206ZM211 150V151H212ZM35 151V150H34ZM86 151V150H85ZM144 151V150H143ZM163 151V150H162ZM175 151V150H174ZM177 151V150H176ZM179 151V150H178ZM188 151V150H187ZM198 151V150H197ZM55 152V151H54ZM57 152V151H56ZM55 152V153H56ZM79 152H81V150L79 151ZM112 152V151H111ZM132 152V151H131ZM153 152H155L154 150H153ZM157 152V151H156ZM161 152V151H160ZM209 152V151H208ZM264 152V151H263ZM10 153V152H9ZM39 153V152H38ZM63 153H65V152H63ZM74 153V152H73ZM82 153V152H81ZM118 153V152H117ZM123 153V152H122ZM139 153V152H138ZM188 153V152H187ZM195 153H196V151H195ZM75 154V153H74ZM78 154V153H77ZM82 154H84V155H86L85 153H82ZM102 154V153H101ZM103 154H104V152H103ZM132 154V153H131ZM156 154V153H155ZM208 154V153H207ZM212 154V153H211ZM210 154V155H211ZM235 154V153H234ZM5 155V154H4ZM7 155V154H6ZM40 155V154H39ZM46 155V154H45ZM66 155H67V153H66ZM65 155V156H66ZM97 155V154H96ZM105 155V154H104ZM111 155V154H110ZM151 155V154H150ZM149 155V156H150ZM157 155V154H156ZM167 155V154H166ZM183 155V154H182ZM184 155H185V153H184ZM193 155V154H192ZM18 156V155H17ZM44 156V155H43ZM53 156V155H52ZM88 156V155H87ZM99 156V155H98ZM21 157V156H20ZM35 157H36V155H35ZM48 157V156H47ZM85 157V156H84ZM93 157V156H92ZM133 157V156H132ZM139 157V156H138ZM148 157V156H147ZM167 157V156H166ZM174 157V156H173ZM182 157H184V156H182ZM203 157V156H202ZM236 157V156H235ZM46 158V157H45ZM55 158V157H54ZM63 158H66V157H63ZM62 158V159H63ZM69 158V157H68ZM86 158V157H85ZM178 158H179V156H178ZM195 158V157H194ZM207 158V157H206ZM57 159H58V157H57ZM79 159H81V158H79ZM95 159V158H94ZM198 159V158H197ZM200 159H202L201 157H200ZM12 160V159H11ZM70 160V159H69ZM96 160V159H95ZM102 160V159H101ZM104 161H105V159H103ZM178 160V159H177ZM31 161V160H30ZM77 161V160H76ZM89 161V160H88ZM195 161V160H194ZM60 162V161H59ZM86 162V161H85ZM91 162V161H90ZM192 161H188V163H185V164H183L182 166H180V168H177V166L176 165H173V164H167V165H165V166H163L162 167V170H163V173L161 174V176L163 175L164 177L165 176H167V177H171V178H173V177H177V178H179V179H182L183 180V178L184 177H186V176H188L189 174H182L181 175V169L183 168V167H188V169H189V172L188 173H195V172H197V174H199L198 173V168H196L197 167V165L198 164H195V163H191ZM29 163V162H28ZM33 163V162H32ZM38 163V162H37ZM77 163V162H76ZM52 164H54V163H52ZM57 164V166H58V168H59V165L61 164V163H56ZM93 164V163H92ZM239 164V163H238ZM31 165V164H30ZM17 166V165H16ZM37 166V165H36ZM50 166V165H49ZM86 166V165H85ZM100 166V165H99ZM106 166V165H105ZM201 166V165H200ZM21 167V166H20ZM153 167H155V170L154 171H156V166H155V164L153 163ZM202 167V166H201ZM33 168V167H32ZM46 168V167H45ZM49 168V167H48ZM47 168V169H48ZM58 168H56V170L58 169ZM64 168V167H63ZM92 168H94V167H92ZM200 168V167H199ZM25 169V168H24ZM36 169H38V168H36ZM59 169H61V168H59ZM82 169H84V168H82ZM148 169V168H147ZM206 169V168H205ZM264 169V168H263ZM44 170H46V169H44ZM64 170V169H63ZM69 170V169H68ZM140 170V169H139ZM202 170V169H201ZM204 170V169H203ZM8 171V170H7ZM37 171V170H36ZM47 171V170H46ZM54 171V170H53ZM93 171V170H92ZM153 171V170H152ZM206 171H208V170H206ZM261 173H260V172ZM33 172V171H32ZM56 172V171H55ZM127 172H129V173H132V177H121V179H117V178H119L120 176V174L118 175V174H110V175H112V176H109L108 174V176H106V178L105 179H101V180H99V181H95L94 180V182H95V185H94V187H93V192L94 193H98L99 191H104V189H106V190H109V191H111V189L112 188H114V187H116V186H123L124 188H120V189H117V190H122V189H130L132 186L134 187V185L133 184H130V183H134V184H138V183H140L141 181L140 180H142V178H140L141 177V175L142 174H137L138 173V171L137 170H133V169H129V171H127ZM149 172V171H148ZM157 172V171H156ZM35 173V172H34ZM38 173V172H37ZM79 173V172H78ZM125 173H126V171H125ZM147 173V172H146ZM186 173V172H185ZM29 174V173H28ZM60 174V173H59ZM62 174V173H61ZM151 174V173H150ZM4 175V174H3ZM26 175V174H25ZM30 175V174H29ZM36 175V174H35ZM136 175V176H135ZM194 175V174H193ZM195 175H196V173H195ZM34 176V175H33ZM51 176V175H50ZM66 176V175H65ZM119 176V177H118ZM146 176V175H145ZM148 176V175H147ZM159 176V175H158ZM162 176V177H163ZM198 176V175H197ZM30 177V176H29ZM40 177V176H39ZM49 176H47V178H48ZM142 177H143V175H142ZM192 177V176H191ZM188 178H190V177H187V178H185V179H187L188 180ZM198 178V177H197ZM263 178H264V176H263ZM40 179H41V177H40ZM49 180H47L48 182H46L47 184H48V186H47V189L49 190V191H61L60 193H62V194H64V196H67V195H73V194H75L76 192H78L79 190H81L80 188H82L81 186H83L82 184H83V182L85 181V180H91V179H94V178H92V176L91 175H87V176H85L84 178H82V179H79V178H72V179H67L66 181H58V180H56V178H52V177H50V178H48ZM66 179V178H65ZM145 179V178H144ZM143 179V180H144ZM153 179V178H152ZM152 179H151V182H152ZM164 179H166V177L164 178ZM62 180V179H61ZM163 180V179H162ZM177 180V179H176ZM39 181V180H38ZM147 181V180H146ZM150 181V180H149ZM155 181V180H154ZM159 181V180H158ZM161 181V180H160ZM166 181V180H165ZM172 181V180H171ZM185 181V182H184ZM190 181V180H189ZM189 181H187L186 182V180H183V182H184V184H188V183H192V182H189ZM62 182V183H61ZM88 182H90V181H88ZM170 182V181H169ZM210 182V181H209ZM208 182V183H209ZM36 183V182H35ZM40 183H44V182H40ZM149 183V182H148ZM155 183V182H154ZM162 183V182H161ZM160 183V184H161ZM166 183V182H165ZM173 183V182H172ZM172 183H170V186H171V184ZM14 184V183H13ZM84 184H86V183H84ZM90 184H92V182L90 183ZM89 184V185H90ZM145 184V183H144ZM152 184V183H151ZM169 184V183H168ZM88 185V186H89ZM140 185V184H139ZM154 185V184H153ZM174 185H176V184H174ZM161 186V185H160ZM173 186V185H172ZM192 185H190L189 187H191ZM202 186H203V184H202ZM34 187V186H33ZM37 187V186H36ZM45 187V186H44ZM92 187V186H91ZM138 187V186H137ZM145 187V186H144ZM147 187V186H146ZM153 187V186H152ZM163 187V186H162ZM166 187H168V186H166ZM179 187H181V186H179ZM204 187V186H203ZM38 188V187H37ZM141 188V187H140ZM161 188V187H160ZM177 188V187H176ZM206 188V187H205ZM243 188H245V187H243ZM10 189V188H9ZM137 189V188H136ZM149 189V188H148ZM181 189V191L182 190H184L185 192H191V191H186V187L185 186H183V187H181L180 188ZM197 189V188H196ZM43 190V189H42ZM89 190V189H88ZM92 190V189H91ZM144 190H145V188H144ZM199 190V189H198ZM16 191V190H15ZM180 191V192H181ZM196 191V190H195ZM227 191V192H226ZM5 192V191H4ZM113 192V191H112ZM112 192H110V193H112ZM155 192V191H154ZM183 192V191H182ZM182 192H181V195H182ZM203 192V191H202ZM208 192V191H207ZM17 193L18 194H21V196L20 197H18L17 199H13V201H11V204H12V206H17V204H25L24 202H22V201H20V198L22 197V196H26L28 199H34V200H36L40 195H41V193H43V192H40V191H38L37 189H35V188H31V187H27V186H25V187H23L21 190H17ZM79 193V192H78ZM192 193V192H191ZM190 193V194H191ZM206 193V192H205ZM87 194V193H86ZM104 194H106V193H104ZM222 194V193H221ZM77 195V194H76ZM115 195V194H114ZM53 196V195H52ZM60 196V195H59ZM116 196V195H115ZM238 196V197H239ZM88 197H90L89 195H88ZM100 197V196H99ZM98 197V198H99ZM111 197V196H110ZM109 197V198H110ZM16 198V197H15ZM63 198V197H62ZM75 198V197H74ZM81 198V197H80ZM97 198V197H96ZM137 198V197H136ZM27 199V200H28ZM56 199V198H55ZM12 200V199H11ZM26 200V201H27ZM88 201V200H87ZM86 201V202H87ZM102 201V200H101ZM136 201H137V199H136ZM247 201H248V204L251 202V204L250 205H247V206H245L244 204H246L247 203ZM36 202V201H35ZM90 202V201H89ZM80 203V202H79ZM94 203V202H93ZM95 203H96V201H95ZM144 203V202H143ZM145 203V204H146ZM263 203V204H262ZM67 204V203H66ZM104 204V203H103ZM114 204V205H113ZM262 204V205H261ZM9 205V204H8ZM82 205V204H81ZM95 205V204H94ZM94 205H93V207H94ZM24 206V205H23ZM132 206V205H131ZM137 206H138V204H137ZM136 206V207H137ZM180 206V207H179ZM198 206V207H199ZM52 207V206H51ZM60 207V206H59ZM96 208H97V211H102V208L104 207L103 205H101V206H95ZM153 208V209H154ZM188 208H190V207H188ZM209 208V209H210ZM2 209V208H1ZM9 209V208H8ZM30 209H32L33 211H31L32 213L34 212L35 213V215H38L37 217H39V214L40 215H42V217L44 216L46 219H48V221L47 222H49V220H62V219H64V218H66V217H69L68 219H70V218H72V217H74V215H75V217H77V216H79L80 215V213H82V214H84V215H80L81 217H85V215H88V212H83V211H77V210H72V209H69L68 208V210H64V209H59V210H55V209H52V208H50L49 206L48 207H46V206H44V207H42V206H37V205H31V206H29V205H26L25 207H21V209H20V212L21 211H23V212H21V216H23V215H25V216H27V215H29L30 214V212H29V210ZM104 209H105V207H104ZM127 209V208H126ZM145 209H147V207H145ZM144 209V210H145ZM197 209V208H196ZM202 208H200V210H201ZM210 209V210H211ZM6 210H7V208H6ZM18 210V209H17ZM125 210V209H124ZM149 210V209H148ZM180 210H182V209H180ZM208 210V209H207ZM211 210V211H212ZM235 210V209H234ZM238 210V209H237ZM3 211V210H2ZM92 211V210H91ZM110 211V210H109ZM155 211V210H154ZM184 211H186L187 212V208H186V210H184ZM198 211V210H197ZM244 211V210H243ZM259 211V210H258ZM264 211V210H263ZM17 212V211H16ZM90 212V211H89ZM95 212V211H94ZM105 212V211H104ZM108 212V211H107ZM148 212V211H147ZM150 212V211H149ZM166 212V211H165ZM185 212V213H186ZM187 212V213H188ZM202 212H204V211H202ZM210 212V211H209ZM208 212V213H209ZM235 212H236V210H235ZM244 212H246V209H245V211ZM260 212V211H259ZM6 213V212H5ZM9 213V212H8ZM96 213V212H95ZM99 213V212H98ZM103 213V212H102ZM102 213H100V214H102ZM123 213V212H122ZM141 213V212H140ZM220 213V212H219ZM230 213V212H229ZM241 213V212H240ZM252 213H254V212H252ZM255 213H257V211L255 212ZM160 213H158V215H159ZM164 214V213H163ZM192 214V213H191ZM217 214V213H216ZM242 214V213H241ZM247 214V213H246ZM249 214V213H248ZM3 215V214H2ZM2 215H1V217H2ZM7 215V214H6ZM33 215V214H32ZM97 215V214H96ZM96 215H94V213H93V216H96ZM106 215V214H105ZM109 215V214H108ZM116 215H117V213H116ZM127 215H129V214H127ZM134 215V214H133ZM132 215V216H133ZM140 215V214H139ZM142 215V214H141ZM155 215H156V213H155ZM195 215V214H194ZM211 215V214H210ZM209 215V216H210ZM215 215V214H214ZM224 215H225V213H224ZM226 215H227V212H226ZM235 215V214H234ZM237 215V214H236ZM258 215H261L260 213H258ZM263 215V214H262ZM72 216V217H71ZM88 216H90V213H89V215ZM92 216V215H91ZM90 216V217H91ZM102 216V215H101ZM144 216V215H143ZM220 216V214L218 215V217ZM221 216H222V214H221ZM220 216V217H221ZM228 216H230V215H228ZM250 216V218L252 217L251 215H249ZM4 217V216H3ZM11 217H12V215H11ZM15 217V216H14ZM19 217V216H18ZM28 217H30V216H28ZM27 217V218H28ZM33 218H34V216H32ZM41 217V218H42ZM81 217H78V218H80L81 219ZM90 217H88V218H90ZM97 217V216H96ZM121 217V216H120ZM140 217V216H139ZM217 217V216H216ZM219 217V218H220ZM233 217V216H232ZM255 217V216H254ZM254 217H252V218H254ZM5 218V217H4ZM26 218V217H25ZM25 218H24V220H25ZM32 218V219H33ZM227 218V217H226ZM230 218V217H229ZM235 218V217H234ZM11 219V218H10ZM45 219V220H46ZM86 218H84V220H79L78 219V221L80 222V221H82V222H80V224H82V223H84V221H86L85 220ZM93 219V218H92ZM95 219V218H94ZM215 219V218H214ZM221 219V218H220ZM255 219V224H258V223H260V224H263L264 223V217H262V216H260V217H255L254 218ZM28 220V219H27ZM35 220H36V216H35ZM40 220V219H39ZM44 220V221H45ZM64 220H66V219H64ZM63 220V221H64ZM115 220H116V217H115ZM209 220V221H208ZM243 220V219H242ZM249 220V219H248ZM252 220V219H251ZM26 221V220H25ZM32 221H34V220H32ZM42 221V220H41ZM70 221V220H69ZM76 221V220H75ZM87 221H89V219L87 220ZM102 221V220H101ZM238 221V220H237ZM246 221V220H245ZM20 222H22L21 220H20ZM28 222H29V220H28ZM38 223V221H35V224H37ZM43 222V221H42ZM71 222H74L73 220H71L69 223H71ZM94 222V221H93ZM109 222V221H108ZM112 222V221H111ZM253 222H254V220H253ZM46 223V222H45ZM52 223H53V221H52ZM57 223V222H56ZM59 224H60V222H58ZM63 223L64 222H62L61 224L63 225ZM66 223H67V220H66ZM67 224L68 226V231L64 234H61L60 235V232H58V234H59V236L58 237H51L50 236V234H48L47 233V231H46V229L45 230H42L41 229V235L36 239V240H34L33 238L31 239V240H29L28 238L26 239V241L23 243V241L25 240V237H24V235L23 236H18V242L16 243V247L18 248L17 250H20V249H22V250H28V252L30 251V256H28L30 259H31V261L29 260V258L28 259H26V260H29L30 261V263L29 264H44L43 262L44 261H46V262H48L49 260H51V259H53V257H54V253H58V251H59V253H60V250L63 252V251H65L66 249H67V246H69L68 245V237H69V235L71 234V232H73V231H76L78 228V226L76 227L77 229H74L73 227L75 226V225H73V223L72 224ZM75 223H78V222H74V224ZM115 223V222H114ZM113 223V224H114ZM9 224V223H8ZM25 224V223H24ZM27 224V223H26ZM47 224V223H46ZM55 224V223H54ZM54 224H53V226H54ZM84 224H86V223H84ZM95 224V225H96ZM239 224V223H238ZM243 224V223H242ZM4 225V224H3ZM14 225V224H13ZM19 225V224H18ZM32 225H34V224H32ZM41 225H42V223H41ZM40 225V226H41ZM45 225V224H44ZM49 225V224H48ZM47 225V226H48ZM78 225V224H77ZM87 225H90L89 223L87 224ZM92 225H93V223H92ZM96 225V226H97ZM259 225V224H258ZM9 226V225H8ZM22 226H24V225H22ZM51 226V225H50ZM65 226V225H64ZM84 226H86V225H84ZM84 226H81V228H84ZM96 226H94V228L96 227ZM5 227H7V226H5ZM14 227H15V225H14ZM13 227V228H14ZM17 227V226H16ZM29 226H27V229H29L28 228ZM36 227H38V226H36ZM45 227V226H44ZM58 227V226H57ZM63 227V226H62ZM66 227V228H67ZM152 227H153V229H152ZM236 227V226H235ZM235 227H234V229H235ZM259 227V226H258ZM261 227V226H260ZM12 228V227H11ZM40 228V227H39ZM38 228V229H39ZM42 228V227H41ZM59 228H61V225H60V227ZM65 228V227H64ZM65 228V230H67ZM89 228L90 229H93V228H91L90 226H89ZM88 228V229H89ZM151 228V229H150ZM158 228V229H159ZM237 228H238V226H237ZM236 228V229H237ZM262 228V227H261ZM1 229V228H0ZM3 229V228H2ZM17 229V228H16ZM26 229V228H25ZM25 229H22L23 231L25 230ZM32 230L31 231H33V228H31ZM51 229H53L52 227H51ZM156 229V228H155ZM222 229V228H221ZM224 229V228H223ZM239 229H240V225H239ZM239 229H237V230H239ZM242 229V228H241ZM264 229V228H263ZM5 231H6V229H4ZM10 230V229H9ZM17 230H20V228L19 229H17ZM57 230H58V228H57ZM143 230V231H144ZM225 230V229H224ZM223 230V231H224ZM8 231V230H7ZM29 231H30V229H29ZM49 231V230H48ZM62 231V230H61ZM143 231H142V233H143ZM233 231V230H232ZM246 231V230H245ZM254 231V230H253ZM1 232H2V230H1ZM11 232V231H10ZM10 232H8L9 233V235H10ZM15 232V231H14ZM21 232V231H20ZM36 232H39V231H37L36 230ZM52 232H53V230H52ZM65 232V231H64ZM82 232V231H81ZM151 232V233H152ZM157 232V231H156ZM161 232H162V230H161ZM234 232V231H233ZM3 233V232H2ZM6 233V232H5ZM13 233V232H12ZM23 233H25V232H23ZM33 233V232H32ZM35 233V232H34ZM50 233H51V231H50ZM85 233V232H84ZM141 233V232H140ZM149 233V232H148ZM237 233V232H236ZM249 233V232H248ZM247 233V234H248ZM257 233V232H256ZM254 234V232L252 233V235L249 237V238H244L245 240V242L246 243H248V244H258V243H260V241H257V240H259V238H261L262 236H264L262 233H257V234ZM4 234V233H3ZM14 234H16V232L14 233ZM13 234V235H14ZM18 234V233H17ZM16 234V235H17ZM20 234V233H19ZM18 234V235H19ZM53 234H55V233H53ZM75 234H77V233H75ZM146 234H147V231H146ZM199 234V235H200ZM1 235V234H0ZM12 235V234H11ZM72 235V234H71ZM70 235V236H71ZM143 235H145V234H142V237H143ZM152 235V234H151ZM161 235H162V233H161ZM190 235H192V238H189L190 237ZM240 235V234H239ZM6 236H8V235H6ZM15 236V235H14ZM56 236H57V234H56ZM73 236V235H72ZM1 237H3L2 235H1ZM15 237H17V236H15ZM27 237V236H26ZM31 237V236H30ZM34 237V236H33ZM76 237V236H75ZM74 237V238H75ZM239 237H241V236H239ZM238 237V238H239ZM246 237V236H245ZM248 237V236H247ZM11 238H13V237H11ZM148 239V238H146V236H144L143 237V239ZM151 238V237H150ZM149 238V239H150ZM155 238V237H154ZM116 240V241H118L119 242V245L117 246V244L115 245V246H113L110 250H107V249H105L106 248V246H105V244H106V242L107 241H109V240ZM136 239H138V240H140L139 238H136ZM135 239V240H136ZM152 239V238H151ZM184 239H186V240H184ZM3 240V239H2ZM14 240V239H13ZM34 240V241H33ZM69 240H71V239H69ZM46 241V242H45ZM215 241V242H214ZM263 241V240H262ZM12 242V241H11ZM10 242V243H11ZM71 242H72V240H71ZM71 242H69L70 243V246H71ZM72 242V243H73ZM114 242V241H113ZM136 242V241H135ZM141 242V241H140ZM144 242H145V240H144ZM170 242V243H171ZM177 242H176V244H177ZM197 242V243H198ZM264 242V241H263ZM1 243V242H0ZM4 243H6V242H4ZM9 243V242H8ZM14 243V242H13ZM13 243H11L10 244V247L8 248V247H6V248H8V250L5 248V250H7V251H5V253L4 254H8V251L9 250H11V247H12V245H13ZM129 243V244H130ZM137 243V242H136ZM139 243V242H138ZM143 243V242H142ZM149 243H150V241H149ZM167 243V246L169 245ZM197 243H195V247H197L198 246V244ZM241 243V242H240ZM7 244V243H6ZM135 244V243H134ZM153 244V243H152ZM151 244V245H152ZM163 244H164V242H163ZM186 244H188V243H186ZM191 244V243H190ZM197 244V245H196ZM227 244V243H226ZM239 244V243H238ZM244 244V243H243ZM264 244V243H263ZM8 245V244H7ZM138 245V244H137ZM136 245V246H137ZM142 244H140V246H141ZM145 245H147L146 244V242H145V244H144V246ZM162 245V244H161ZM166 245V244H165ZM165 245H163L164 247V250H165ZM174 245V244H173ZM193 245V244H192ZM201 245V246H202ZM231 245V244H230ZM237 245V244H236ZM235 245V246H236ZM84 246V247H83ZM167 246H166V248H167ZM179 245L177 244V248H179V249H181V247H178ZM188 246H189V244H188ZM200 246V247H201ZM217 246H218V242H217ZM228 246V245H227ZM234 246V247H235ZM247 246V245H246ZM245 246V247H246ZM251 246H254V245H250V247ZM15 247V248H16ZM72 247V246H71ZM71 247H70V249H71ZM73 247H74V245H73ZM72 247V248H73ZM133 247H134V245H133ZM138 247V246H137ZM136 247V248H137ZM142 247V246H141ZM162 247V246H161ZM172 247V246H171ZM203 247V246H202ZM202 247H201V249H202ZM219 247V246H218ZM233 247V248H234ZM240 247V246H239ZM243 247V246H242ZM244 247V248H245ZM247 248V250L248 249H252V247L251 248ZM14 248V247H13ZM168 248H170V247H168ZM174 248V247H173ZM175 248H176V246H175ZM190 248V247H189ZM198 248V247H197ZM197 248H195V249H197ZM70 249H68L70 252H71V250ZM86 249V250H87ZM142 250H144L143 248H141ZM194 249V250H195ZM207 249H206V251H207ZM226 249V248H225ZM254 249H256L255 247H254ZM2 250V249H1ZM22 250H21V252H22ZM146 250V249H145ZM144 250V251H145ZM175 250V249H174ZM178 250V249H177ZM182 250V249H181ZM209 250V249H208ZM230 250V249H229ZM245 250V249H244ZM258 250V249H257ZM74 251H75V249H74ZM139 251H141L140 249H139ZM158 251V250H157ZM168 251V250H167ZM196 251V250H195ZM200 251V250H199ZM223 251H225V250H222V252ZM262 251V250H261ZM27 252V251H26ZM61 252V253H62ZM68 252V251H67ZM82 252H84V251H82ZM135 252H137V250L135 251ZM147 252L144 254V257H145V255L147 254ZM193 252V251H192ZM201 252V251H200ZM199 252V253H200ZM216 252V251H215ZM250 252H251V254H252V250H250ZM23 253V252H22ZM21 253V255H23ZM58 253V254H59ZM78 253V252H77ZM143 253V252H142ZM157 253V252H156ZM155 253V254H156ZM177 253V252H176ZM179 253H181L180 251H179ZM185 253V252H184ZM190 253V252H189ZM195 253V252H194ZM221 253V252H220ZM226 253L227 254H230L231 252H227L226 251ZM240 253V252H239ZM254 253V252H253ZM13 254V253H12ZM18 254V253H17ZM16 254V255H17ZM29 254V253H28ZM53 255V257L52 258H50V255ZM63 254V253H62ZM68 254V253H67ZM70 254V253H69ZM72 254H74V253H72ZM85 254V253H84ZM84 254H81V255H84ZM132 254H133V252H132ZM139 254H140V252H139ZM139 254H137L138 256H139ZM160 254H161V252H160ZM186 254V253H185ZM201 254V253H200ZM202 254H204V252H202ZM208 254V253H207ZM207 254H205V256H201L202 258H204V257H206V255ZM211 254V253H210ZM210 254H208L209 256H210ZM226 254V255H227ZM0 255H2V253H0ZM15 255V254H14ZM27 255V254H26ZM26 255H24V256H26ZM51 255V256H52ZM66 255V254H65ZM89 254H87L85 257H87ZM136 254H135V256H137ZM149 255H148V257L147 258H149ZM154 255V254H153ZM199 255V254H198ZM213 255H214V253H213ZM212 255V256H213ZM232 255V254H231ZM253 255V254H252ZM257 255V254H256ZM3 256V255H2ZM13 256V255H12ZM59 256V255H58ZM67 256V255H66ZM76 255H74V257H75ZM80 256V255H79ZM131 256H133V255H131ZM130 256V257H131ZM135 256H134V258H135ZM142 256V255H141ZM141 256H139V257H141ZM163 256V255H162ZM193 256V255H192ZM197 256V255H196ZM212 256H211V258H212ZM248 256V255H247ZM10 257V256H9ZM19 257H21V256H19ZM18 257V258H19ZM55 257H57V255L55 256ZM81 257V256H80ZM84 257V258H85ZM94 257V256H93ZM125 257V258H126ZM129 257V256H128ZM151 257V256H150ZM155 257V256H154ZM156 257H157V255H156ZM180 257H182V256H180ZM208 257V256H207ZM228 257V256H227ZM246 257V256H245ZM11 258V257H10ZM14 258V257H13ZM12 258V259H13ZM17 258V259H18ZM26 258V257H25ZM70 258V257H69ZM68 258V259H69ZM77 258H78V256H77ZM88 258V257H87ZM98 258V259H99ZM137 258V257H136ZM135 258V259H136ZM157 258H159V257H157ZM165 258V257H164ZM177 258H179V257H177ZM184 258H185V256H184ZM199 258H200V256H199ZM210 258V257H209ZM244 258V257H243ZM9 259V258H8ZM15 259V258H14ZM13 259V260H14ZM22 259V258H21ZM58 259V258H57ZM86 259V258H85ZM140 259H142V258H140ZM154 259V258H153ZM160 259V258H159ZM191 259V258H190ZM201 259V258H200ZM215 259V258H214ZM6 260L7 259H4L3 257H1L0 256V264H2V263H4V262H6ZM11 260V259H10ZM16 260V259H15ZM42 260H44V261H42ZM73 260V259H72ZM75 260V259H74ZM73 260V261H74ZM80 261L82 260L81 258L79 259ZM78 260V262H80ZM103 260V259H102ZM101 260V261H102ZM107 260H109V258H107ZM106 260V261H107ZM144 260V259H143ZM150 260V259H149ZM154 260H156V259H154ZM173 260V259H172ZM185 260V259H184ZM198 260V259H197ZM203 260V259H202ZM204 260H205V258H204ZM203 260V261H204ZM216 260V259H215ZM238 260V259H237ZM9 261V260H8ZM17 261V260H16ZM15 261V262H16ZM85 261V260H84ZM101 261H100V263H101ZM103 261H105V260H103ZM121 261H122V259H121ZM132 261V260H131ZM139 261V260H138ZM147 261V260H146ZM169 261V260H168ZM176 261H179V260H176L175 259V262ZM183 261V260H182ZM201 261V260H200ZM206 261V260H205ZM210 261V260H209ZM245 261V260H244ZM244 261H242V262H244ZM25 262V261H24ZM23 262V263H24ZM98 262V261H97ZM157 262V261H156ZM173 262H174V260H173ZM194 262V261H193ZM192 262V263H193ZM199 262V261H198ZM202 262V261H201ZM233 262V261H232ZM12 263V262H11ZM18 263V262H17ZM19 263H21V261L19 262ZM26 263V262H25ZM24 263V264H25ZM27 263V264H28ZM64 263V262H63ZM75 263V262H74ZM80 263H82V262H80ZM85 263V262H84ZM123 263V262H122ZM125 263V262H124ZM123 263V264H124ZM131 263V262H130ZM129 263V264H130ZM158 263V262H157ZM156 263V264H157ZM169 263V262H168ZM185 262H183V264H184ZM206 263V262H205ZM214 263V262H213ZM215 263H216V261H215ZM218 263V262H217ZM220 263H222V262H220ZM219 263V264H220ZM231 263V262H230ZM9 264V263H8ZM14 264V263H13ZM48 264V263H47ZM73 264V263H72ZM107 264V263H106ZM118 264V263H117ZM141 264V263H140ZM146 264V263H145ZM150 264V263H149ZM152 264H154V263H152ZM174 264V263H173ZM191 264V263H190ZM194 264H196V263H194ZM226 264V263H225Z\"/></svg>",
    "mask_w": 264,
    "mask_h": 264
}]
</instances>
